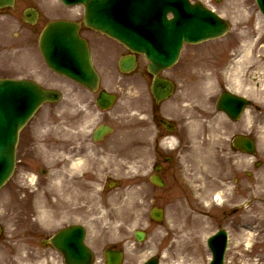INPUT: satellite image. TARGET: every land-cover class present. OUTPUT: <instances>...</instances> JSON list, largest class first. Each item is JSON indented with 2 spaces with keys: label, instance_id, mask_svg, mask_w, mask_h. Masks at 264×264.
<instances>
[{
  "label": "rangeland",
  "instance_id": "rangeland-1",
  "mask_svg": "<svg viewBox=\"0 0 264 264\" xmlns=\"http://www.w3.org/2000/svg\"><path fill=\"white\" fill-rule=\"evenodd\" d=\"M200 1L229 20L231 30L218 40L186 46L179 64L163 73L176 83V92L160 106L153 100L151 76L142 58L137 72L122 76L117 69V55L123 48L116 45L117 49H111L112 52L102 53L100 46H95L96 40L92 39L97 67L103 77L102 88L119 97L116 105L107 112L98 110L94 95L75 83L55 77L44 66L36 45L40 28L33 30L21 21L22 8L29 3L43 11L40 26L48 18L62 15L61 9L51 7L47 0H18L17 11L0 13V67L3 74L24 77L34 71L43 78L45 86L60 88L65 93V98L58 104L41 108L21 134L18 154L21 161L12 179L0 191V222L4 227L0 237V264L10 261L30 264L25 260L20 263L18 256L33 249L44 250L39 246L40 239L74 219L75 222H90L86 225L93 233L91 241L100 255L108 243L120 237L131 243L134 230L144 229L149 234L144 244L131 248L127 242L124 246L127 251L141 253L140 259L162 250L164 264H195L194 260L198 259L194 251L198 250V243L203 242L199 254L204 256L198 264H208L212 256L206 240L219 229H226L231 239L226 264H263L264 163L261 168H253L247 162L244 176L234 185L231 177H235L233 174L239 172L241 165H235L232 174L216 156L225 140L227 157L232 162L241 159L230 152L228 144L233 134L249 131L246 129L248 118L245 116L243 121L231 127L230 120L216 108V99L222 90L219 59L221 68L235 52L246 53L250 44L264 42V31L253 0ZM243 58L236 64L254 61L242 62ZM239 73L241 75L242 71ZM235 76L223 78L225 84L233 83ZM258 95H262L261 92ZM254 103L261 106L262 112L264 102L257 98ZM156 112L177 124L175 132L168 133L157 125L153 118ZM249 112L253 118L252 135L258 138L257 159L263 162L264 121L259 120L264 115L257 109L254 113ZM88 114L91 117L88 118ZM103 121L113 124L116 132L104 142L96 143L94 150L98 153L108 151L109 145L122 143L125 155L123 161H116L118 170H112V166L107 169L98 161H94V170L92 163L89 168L71 169V159L86 156L88 148L92 147L90 134ZM170 138L175 139L171 141ZM127 142H135L129 154ZM164 155H172L173 160L163 164L162 175L168 186L158 188L144 176L150 169L149 164L145 169L141 167L148 160ZM42 169L46 170L45 174ZM246 169L253 170L254 178L246 176ZM32 176H35L33 182ZM92 179L97 184L91 185ZM118 181L121 183L116 184L118 189L104 190L108 183ZM70 183L80 191L74 193L81 213L76 214L77 218L67 216L66 211L73 207L60 186L67 187ZM83 187L91 188L90 192L83 194ZM219 190L223 195L221 205L213 200L214 193ZM115 197L118 200L115 201ZM109 198L113 200L108 207ZM248 198L252 201L241 206ZM114 202L121 205L115 208ZM153 206L165 211V219L159 224L150 218ZM94 208H97L96 212ZM61 212L64 218L59 217ZM85 213L94 218L86 217ZM26 239L35 243L34 247L29 246ZM248 239L249 243L245 241ZM204 249L206 253H200ZM256 250L260 253H255Z\"/></svg>",
  "mask_w": 264,
  "mask_h": 264
},
{
  "label": "water",
  "instance_id": "water-1",
  "mask_svg": "<svg viewBox=\"0 0 264 264\" xmlns=\"http://www.w3.org/2000/svg\"><path fill=\"white\" fill-rule=\"evenodd\" d=\"M80 1L86 6V23L120 38L132 50L144 52L151 62L149 70L155 77L162 68L177 58L184 41H198L213 36L222 29L221 19L200 4L192 6L188 0ZM116 5L117 15L126 20L123 24L119 18L112 20L109 16L111 8L116 12ZM122 8H126L125 13L121 11ZM169 12H173L172 19L168 18ZM78 30L79 25L72 22L50 23L43 33L41 49L46 61L55 71L95 89L97 75ZM74 44H79V47H72ZM124 64L127 69L132 68L134 58L126 59ZM173 88L170 81L160 78L154 81L153 91L158 101L167 98ZM59 98L57 92L43 90L31 82L0 79V185L11 173L13 146L19 130L42 103L57 101ZM227 109L232 114L236 112L230 107ZM222 234L220 232L209 240L214 256L212 264H223L225 242L220 238ZM140 237L143 235L140 234ZM83 239L82 228L66 230V245H76V248L70 249V256L66 258L69 264H90L91 255Z\"/></svg>",
  "mask_w": 264,
  "mask_h": 264
},
{
  "label": "bare ground",
  "instance_id": "bare-ground-1",
  "mask_svg": "<svg viewBox=\"0 0 264 264\" xmlns=\"http://www.w3.org/2000/svg\"><path fill=\"white\" fill-rule=\"evenodd\" d=\"M239 55L241 56V54H239ZM240 56H239L238 62L241 60ZM243 59L244 60L248 59V56L245 55ZM219 64H220V61H219ZM236 66H238V65L235 63L233 68H235ZM241 70H243L242 64H240L238 66V68L235 71H233L232 74H236V76L234 78L235 81H238V82L241 81V75L239 73V72H241ZM239 85L240 84H237L236 86H239ZM174 139L175 138H170L171 141H174ZM133 143L135 144V142H127V144H126V149H127L128 154L130 153V151H132V148L134 149ZM90 155H92L94 158L90 157ZM90 155L88 154L86 159H84L83 157H76L75 159L73 158L71 169L82 170V169L87 168V167L89 168L91 163L94 164V159H95V156L92 152L90 153ZM124 155L125 154H124V148H122V143L115 142L114 145H109L108 154L103 159H100V158H96V159L98 160V162H101L104 166H107L108 168H110L112 166L113 167L112 170L117 171L118 169L116 166L118 165V163L116 161H118V160L123 161ZM62 176H63V174H62ZM34 180H35V176H32L31 181L33 182ZM60 186L64 190L65 196H67L69 198V204H70V202H72L74 200L73 199L74 191L72 190V191L68 192V189L71 188V183L69 184L68 187H63V184H61ZM76 190H77V188H75V191ZM92 193H94L93 190H92ZM218 194L219 193L216 194L215 200L218 201L220 199V201H221L222 200L221 193H220V196ZM78 210H79V208H78ZM94 210H95V208H94ZM96 211H97V208H96L95 212ZM258 211H262V209H258ZM66 213L70 214L68 211H66ZM245 241L248 243L250 242L249 239L245 240ZM194 254L196 255V257L198 259L197 261L194 260L195 264H196V262L198 264L200 262V260H203L199 254V249L197 251H194Z\"/></svg>",
  "mask_w": 264,
  "mask_h": 264
},
{
  "label": "flooded vegetation",
  "instance_id": "flooded-vegetation-1",
  "mask_svg": "<svg viewBox=\"0 0 264 264\" xmlns=\"http://www.w3.org/2000/svg\"><path fill=\"white\" fill-rule=\"evenodd\" d=\"M254 92L253 91H249V106H255L254 102L251 100V96ZM256 107V106H255ZM240 180L237 179V183ZM70 214H72L73 216H75L74 212H71ZM127 243V240L125 238H118L116 241H112L110 243H108V248L112 249L115 252H120V251H124L125 247ZM35 245V243L30 242V246ZM34 247V246H33ZM28 255H31V263L32 264H64V258L63 255L60 252H56L52 249H44L42 251L39 250H30L27 252ZM127 253V252H126ZM104 261V260H103ZM101 259H97L94 261V264H104V262ZM121 264H139V260L137 257H125V251H124V260L122 261Z\"/></svg>",
  "mask_w": 264,
  "mask_h": 264
}]
</instances>
